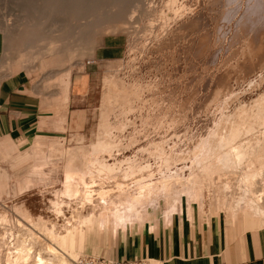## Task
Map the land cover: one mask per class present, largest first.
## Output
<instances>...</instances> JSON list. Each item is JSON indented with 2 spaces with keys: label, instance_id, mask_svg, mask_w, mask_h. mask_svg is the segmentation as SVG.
Wrapping results in <instances>:
<instances>
[{
  "label": "rangeland",
  "instance_id": "rangeland-1",
  "mask_svg": "<svg viewBox=\"0 0 264 264\" xmlns=\"http://www.w3.org/2000/svg\"><path fill=\"white\" fill-rule=\"evenodd\" d=\"M28 1L35 0H0L3 67L25 72L29 84L39 90L44 106L58 101L60 129L66 128L62 114H66L70 93L76 117L67 134L36 137L42 139L35 149V138L23 146L0 142V264H37L40 250L48 264H78L88 256L109 259L121 228L117 238L111 227L95 228L105 226L111 217L121 222L124 212L140 207L139 213L131 215L132 221L145 207L151 208L152 200L157 206H170L178 199L190 198L231 216L239 212L237 219L243 217L258 225L260 219L248 206L234 211L240 195L238 185L247 166L243 165L240 172L227 173L232 191L224 193L226 172L205 151L197 155L195 146L198 138L210 137L226 113L237 114L234 110L243 104L249 110L254 99L264 94V52L245 56L250 40L264 33V0H39V25L23 22L25 8L32 5ZM47 2H53L60 11L45 10ZM191 14L198 16L195 27L189 25L180 31L179 26ZM109 44H118L120 53L102 59L101 47ZM221 85L229 91L224 90L216 100ZM107 130L113 134V138H107L121 144L116 157H133L137 164L151 167L132 177L119 172L115 177L95 178L93 203L86 202L84 193L70 200L73 196L64 190L65 167L77 147H90ZM258 134L260 140L255 142L264 157V135ZM190 139L195 141L191 143ZM25 151L34 156L19 161L17 153ZM176 152H183L186 159L175 162L172 158L168 163L167 158ZM106 157L114 162L111 154ZM168 175L172 180L166 191L138 198L135 181L144 178L145 182L158 183ZM262 181H257L261 184H255L249 198H255L264 187ZM82 185V192L87 191ZM102 190L109 191L103 204L98 198ZM57 192L65 201L60 216L52 203ZM94 218L102 220L100 226L93 225ZM82 222L87 223L82 227L87 231L83 242L73 249L64 248L60 237ZM52 231L57 238L52 240L58 243L52 242ZM20 235H24L26 244L35 242L31 259L26 261L17 259Z\"/></svg>",
  "mask_w": 264,
  "mask_h": 264
},
{
  "label": "crops",
  "instance_id": "crops-1",
  "mask_svg": "<svg viewBox=\"0 0 264 264\" xmlns=\"http://www.w3.org/2000/svg\"><path fill=\"white\" fill-rule=\"evenodd\" d=\"M101 48L102 59L120 53L118 44ZM2 56L0 37V142L13 141L23 146L39 136L67 134L76 117L73 94L67 96L66 114H62L66 128L60 129L58 101L44 106L39 100V90L29 84V76L4 69ZM41 139L34 141L33 148ZM16 145L13 144L15 148ZM33 156L30 151L17 153L19 161ZM139 208L124 212L121 222L111 217L105 226L95 228L111 227L115 238L121 228L109 259H147L156 264H264V226H260L258 219L255 226L243 217L237 219L239 212L231 216L220 208L181 198L170 206L145 207L131 221V215L139 213ZM101 222L100 219L98 226Z\"/></svg>",
  "mask_w": 264,
  "mask_h": 264
},
{
  "label": "bare ground",
  "instance_id": "bare-ground-1",
  "mask_svg": "<svg viewBox=\"0 0 264 264\" xmlns=\"http://www.w3.org/2000/svg\"><path fill=\"white\" fill-rule=\"evenodd\" d=\"M88 1H90V0H88ZM28 2L32 3V5L30 6ZM28 2L27 3H28L29 6L27 8H25V18H24L23 22L26 23V24H37V25H39V0H35L33 2L28 1ZM52 3L53 2H51V3L47 2V4H45L44 9L47 10V11H50V12H53L55 9L58 10V7L56 5L54 6V4H52ZM95 9L97 10V8H94L93 10H95ZM58 11H60V10H58ZM61 11L64 12L65 10H61ZM90 11L91 10H89V12ZM90 13H92V12H90ZM72 16H73V14H72ZM80 16H82V15L80 14ZM190 16H192V14ZM197 17L198 16H196V14H195L192 17H189L188 21L186 23L184 21L183 22L184 24H182V26L181 25L179 26L180 31H182V30L185 31L186 27L189 26V25H191V26L194 25L193 27H195V25L197 23ZM83 18H87V16H85V17L83 16ZM85 20H89V19H85ZM198 20H199V18H198ZM96 21H98V19ZM92 22L94 23V21H92ZM241 22H242V20H241ZM8 24H10V23H8ZM61 24H63V23L61 22ZM178 24H180V22ZM179 28H177V29H179ZM81 30H83V29H81ZM252 30H251V33H253V31H255V30H253V31ZM6 32L8 33V30ZM262 32H259V33H261V35L257 32V34H259V38L258 39L257 38H253L252 40H250V42L248 43L250 49H249V47L247 48L248 49L247 51L245 50L246 48L245 49L242 48L243 50L241 49L242 52H244V50L246 51V54L243 53V54H245V56L246 55H252V54L255 55V54L264 52V33H262ZM248 34H246V37L247 36L249 37ZM244 37H245V35H243V39H244ZM250 37H251V35H250ZM202 38H203V36H202ZM204 39H206V38L204 37ZM204 39L201 42L202 43L204 42V44H205L206 41ZM71 43H72V41H71ZM199 43H200V41H199ZM208 43H210V41H208ZM239 43H241V42L239 41ZM204 44H202V45H204ZM242 44H241V47L243 46ZM197 45H199V44H197ZM205 46H208V44L205 45ZM199 49H201V47H199ZM202 49H201V51L203 52L205 49H203V50ZM64 55H66V54H64ZM66 85H68V84H66ZM227 89L228 88H226L225 85H221L218 88V90L216 91L214 98L216 99L218 96L221 95V93L224 90H227ZM228 91L229 90H227V92ZM223 93H225V91ZM216 100H218V99H216ZM254 100L255 101H254L253 105H251V108L249 107L250 108L249 110H247L246 108L243 107L244 105L246 107V104H243V106L241 104L242 107L238 108V106H237L236 108H238V110H234V111H237V114H235L236 112H234V114H231V113L229 114V112L226 113L227 115L222 119V121H220L221 119L219 120L220 121L218 123L219 125L216 123L218 125V127L217 128L215 127L216 128L215 130L213 129L214 131L212 132V134L210 135V132L208 133L210 135V137L207 140L206 139L205 140H200L199 138H198L199 140L197 139L196 146H195V152L198 155L201 151H205V153L208 154L209 157H211V159H213V158L216 159L217 163H219V165H221V169L226 172V174H225L226 175V178H225L226 181H224V183H223V191H224V193H229V192L232 191L231 180L227 177V173L228 172H240L242 170L243 165L247 166L246 172L243 173L242 179H240L242 181L238 185V189L237 190L240 191V195L237 198V201H235L236 202V204H235V208L236 209L234 211H238V209H241L243 205H246L253 212V216L260 219L259 221H260L261 226H264V187L261 185L263 188L261 187L258 190V194L257 195L255 194L256 195L255 198H249V197H251V195H250L251 191L253 192L254 188L257 186V185L255 186V184H257L259 182V180L260 181L263 180L262 184L264 185V157L261 156V152H260V150L258 151V148H257L258 145L255 142V141L260 140V139H257V137L259 135L258 133H263V135H264V94L259 95L258 98L254 99ZM251 102H249V103H251ZM249 106H250V104H249ZM224 115H222V117ZM124 123H126V122H124ZM110 127H111V125H110ZM120 127H119V129H120ZM160 133H162V132H160ZM108 136H111V137L113 136L111 130H107V131H105V133L100 135L98 140L96 142L92 143L90 147L86 148V147L80 146V147H77V149L74 151V153L72 155V159L70 161V164L67 165V167H65L66 176H65V180H64V182H65L64 183V190H65L66 194H68L70 196H73L70 200H72V199L75 200L76 198H80L82 193H84L86 202L93 203L94 202V193L92 192L93 190H91V189L95 185V178H97V177L101 178V176H105V177H108V178L109 177H113V176L115 177V176H117V174L119 172L120 173L122 172L124 177H130V176L132 177V176H135L137 173L143 172L145 169H148V168L151 167L149 164H146L145 166H143L142 163H141L142 166L139 165V163L137 164L136 163L137 161L133 157L124 156L122 159H119L118 157H116V155L118 154L116 152L121 149V144L115 142V140H114L115 138L112 139L114 141H111V139L109 140L107 138ZM111 137H109V138H111ZM119 137L121 138V136H119ZM193 138H195V137H193ZM201 138H202V136H201ZM246 139H248L247 142H245ZM117 140H119V139H117ZM193 140L195 141V139H193ZM189 141H191V139ZM192 141H191V143H192ZM120 142H122V141H120ZM150 143L148 142L149 145H150ZM193 143H195V142H193ZM151 145H153V144H151ZM155 145H157V144H155ZM164 148H166V146ZM164 148H163V153L165 151ZM188 148H186V150ZM166 149L169 150L168 148H166ZM181 150H183V149H181ZM156 151L158 152L159 150H156ZM150 152H153V151L150 149ZM174 152H175V149H174ZM184 152H186V151H184ZM107 153L111 154V156L114 157L113 158L114 162H112V163L109 162V160L106 157ZM158 153L160 154V151ZM108 158H110V157H108ZM172 158L176 162V161H181L182 159H186V156L184 155L183 152L182 153L181 152L180 153L176 152L172 156H169L166 161L169 163L170 162L169 160L172 159ZM216 161L214 160V162H216ZM256 161H257L258 164H260L259 168H256ZM215 165H216V163H215ZM172 166H174V165H172ZM212 169H213V167H212ZM171 173H174V172H171ZM234 176H235V174H234ZM149 177L151 178L152 174H150ZM87 178H88V180L90 178L91 184H89L90 182L89 183L87 182ZM235 178H237V176ZM76 179H78L77 182L75 181ZM143 179L144 178L135 181V184L137 185V188H138V198L140 200L144 199L147 195H152L156 191H159V192L166 191L167 187L170 185L172 177H171V175H168V177L167 176L163 177L162 181L158 182V183H161L160 185L158 183H156V182H149V183L145 182ZM80 183H81V185L83 184L82 186H84V188H87L88 190L87 191L85 190V192H82V188H81ZM258 184L260 185L261 183H258ZM121 187H123V186L121 185ZM84 188H83V190H84ZM118 188H120V186ZM59 195H60V192L56 195V198L52 201V203L54 205V208L56 210V214L58 216L61 215L62 208L64 206L63 202H65V201H63V200H61L59 198ZM108 195H109V191L108 190H102L99 193L98 198L100 199L99 201H101V204L105 203V199L107 198ZM150 205H151V207H156L157 206V201L152 200L150 202ZM91 220H92V218H91ZM99 220H100V218H94L93 225L98 226L99 225ZM84 224L87 225V223H85V222L83 223L82 222V225L80 227H74V228L67 229V233L64 236L63 235L61 237L59 236L60 239H61L60 244L62 243L61 245L64 246V248L66 247V248L73 249L72 247H74L77 243H80L81 240H82L81 241V243H82L83 240L85 239L86 233H87V231L84 230L85 228L84 229L82 228L84 226ZM52 230H53V228H52ZM50 233H52V236H50L51 240L52 239L53 240L57 239L56 235L54 234L53 231L50 232ZM56 234H58V233H56ZM53 240H52V242H53ZM85 242L86 241H84V243ZM26 243L27 242H25V240H24V235L18 236V239H17V242H16V246H17L16 247L17 248L16 249L17 250L16 254H17V259L18 260L26 261L32 256V252L34 251L33 250L34 244H32V243H35V242H32L30 244H26ZM53 243H58V242H53ZM47 250H49V249H47ZM51 250H52V248H51ZM53 251L54 250H52V252ZM47 252H49V251H47ZM36 256H38V259H37L38 263L37 264H48V261L43 256L41 250L39 251V255H36ZM53 258H55V257H53ZM56 259H55V261H56ZM52 260L53 259H51V261ZM60 261H61V258H60ZM63 261H65V259H63ZM21 262H19V263H21ZM64 264H66V263H64Z\"/></svg>",
  "mask_w": 264,
  "mask_h": 264
},
{
  "label": "built area",
  "instance_id": "built-area-1",
  "mask_svg": "<svg viewBox=\"0 0 264 264\" xmlns=\"http://www.w3.org/2000/svg\"><path fill=\"white\" fill-rule=\"evenodd\" d=\"M147 259H134V260H126V259H115L110 260L104 257L98 256H88L82 258L78 261V264H148Z\"/></svg>",
  "mask_w": 264,
  "mask_h": 264
}]
</instances>
